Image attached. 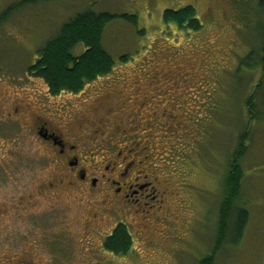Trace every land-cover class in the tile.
Segmentation results:
<instances>
[{"label": "rangeland", "instance_id": "1", "mask_svg": "<svg viewBox=\"0 0 264 264\" xmlns=\"http://www.w3.org/2000/svg\"><path fill=\"white\" fill-rule=\"evenodd\" d=\"M20 1L0 0V14ZM261 1L42 0L13 13L0 26V110L34 103L40 109L34 112L53 123L82 118L76 123L87 144L81 155L92 167L89 173L100 169L110 145L134 147L130 155L145 163L155 199L125 218L116 216L101 194L105 180L93 191L76 183L57 186L63 178L56 168L47 170L46 147L26 131L31 122L0 124V207L3 200L25 201L16 222L11 217L0 223V259L5 254L6 264L15 257L23 264H198L214 246L229 157L248 129L237 206L249 210L250 220L240 243L228 240L216 264H264V117L250 122L246 115L263 65L237 74L249 52H263ZM186 6L196 9L202 31L165 24L167 9ZM88 11L119 16L103 40L115 68L79 94L50 97L44 81L27 70L65 23ZM127 16L136 18L134 25ZM122 56H128L126 63ZM254 104L264 116V81ZM45 180L56 186L49 227L40 222L43 204L28 201ZM119 224L134 239L126 257L104 249Z\"/></svg>", "mask_w": 264, "mask_h": 264}, {"label": "trees", "instance_id": "2", "mask_svg": "<svg viewBox=\"0 0 264 264\" xmlns=\"http://www.w3.org/2000/svg\"><path fill=\"white\" fill-rule=\"evenodd\" d=\"M40 1L42 0H21L10 5L0 14V26L9 21L18 9ZM260 6L264 10V0ZM118 18V15L106 12L88 11L78 14L62 26L54 39L38 50V59L28 68V75L44 81L53 95L81 93L87 84L109 75L115 68V60L104 47L103 40L107 27ZM124 18L130 24H135V17ZM163 20L166 25H173L182 31L198 33L204 27L192 6L179 10L167 9ZM80 46L85 50L80 56H76L74 52ZM261 50V54L255 49L249 52L248 56L241 59L237 70L238 74L263 65V80L246 100V115L250 122H259L264 117L258 114L254 104L255 95L261 91L264 81V46ZM127 60L128 56L121 57L122 62L126 63ZM248 136L249 131L245 129L238 136L236 148L229 157L228 170L223 180L224 198L218 215L216 240L211 253L198 264H216L218 255L228 240L230 244L237 246L245 234L250 213L248 209L238 207L237 201L241 197L246 177L242 160L248 150ZM133 247V236L124 224H119L104 242V249L116 256H128Z\"/></svg>", "mask_w": 264, "mask_h": 264}, {"label": "flooded vegetation", "instance_id": "3", "mask_svg": "<svg viewBox=\"0 0 264 264\" xmlns=\"http://www.w3.org/2000/svg\"><path fill=\"white\" fill-rule=\"evenodd\" d=\"M48 87V86H47ZM50 97H58L60 95H53L50 93ZM15 106V105H14ZM14 106H11L14 107ZM35 104L21 103L15 106L12 110H0V124H14L23 127L22 122L27 119L31 122L26 125V131L32 132L39 142L46 147L45 157L47 165L51 170V174L54 173V169L62 176V180L58 184L67 183L68 186H74L77 184L80 188H86L88 191L98 189L101 182L105 180V187L102 189L101 194L104 197V202L109 204V212L125 218L127 213L133 208H138L143 205V202L150 199H155V195L152 192V182L149 181V175L146 168H144V162L139 161L135 154H132L134 147L131 149L128 146L124 148L118 145H110L106 148L105 153L102 155L103 159L100 162V169L96 168L89 173L90 166H85L82 163L83 147L86 146L84 136H80L78 131L81 129L80 124L82 118L75 123L62 124L53 123L45 118L44 114H36L34 108ZM32 113V114H29ZM85 120V119H83ZM126 139L125 137H123ZM134 145V143H133ZM132 145V146H133ZM141 152V151H140ZM82 154V155H81ZM148 157L145 156L146 160ZM104 182V181H103ZM17 187V185H15ZM19 187V186H18ZM54 183H50L49 180H45L37 187V190L29 194L28 201L43 207L40 213V222L45 227H49L50 202L53 198V191L55 188ZM21 197L13 200L4 201L0 207V223L9 221L12 217L13 221L19 219V212L21 206L24 204V200ZM146 204V202L144 203ZM46 216L42 218L44 213ZM44 220V221H43ZM32 224H37V221ZM17 231V230H15ZM5 254L2 256L1 263L6 264ZM14 264H23L21 257L13 258ZM24 264H32L31 262H24Z\"/></svg>", "mask_w": 264, "mask_h": 264}]
</instances>
